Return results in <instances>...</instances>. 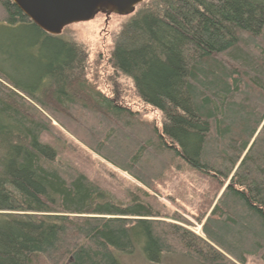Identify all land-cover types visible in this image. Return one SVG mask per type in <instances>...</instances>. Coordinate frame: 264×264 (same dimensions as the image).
<instances>
[{"label":"trees","instance_id":"1","mask_svg":"<svg viewBox=\"0 0 264 264\" xmlns=\"http://www.w3.org/2000/svg\"><path fill=\"white\" fill-rule=\"evenodd\" d=\"M130 17L90 71L0 0V30L39 48L27 83L0 67V264H264V0H146ZM61 131L138 184L127 201L78 170ZM174 161L215 195L188 214L200 235L150 195Z\"/></svg>","mask_w":264,"mask_h":264},{"label":"rangeland","instance_id":"2","mask_svg":"<svg viewBox=\"0 0 264 264\" xmlns=\"http://www.w3.org/2000/svg\"><path fill=\"white\" fill-rule=\"evenodd\" d=\"M131 17H120L111 15L106 18L99 14L87 23L76 24L66 27L60 36L56 37L66 42L74 43L80 46L86 57L87 66L90 71H94L96 60L103 61V67L106 68V60L112 50L114 38L120 32ZM36 35L32 30H0V49L5 48L7 57L0 60V67L5 69L11 76L16 77L21 82H29L27 77H32L34 69L28 64L31 63V57L39 50L32 44L35 43ZM32 45L33 47H30ZM29 46V49L27 47ZM26 64L23 66V64ZM102 67V68H103ZM32 80V79H31ZM128 85V84H127ZM130 86V85H129ZM132 88V86H131ZM124 96H130V90H126ZM148 118H153L148 114ZM70 144H64L59 138V143L70 146L72 154L79 157L78 170L86 173L91 180L97 182L100 186L109 189L114 196L127 201L132 192H135V186L138 185L131 177L114 168L109 163L101 160L83 147L72 135L64 133ZM87 156V157H86ZM85 159L89 162L86 163ZM209 182L205 178L195 174L180 161H174L170 167L163 173L161 178L155 183L156 195H150L157 198V201L171 211L177 212L195 226L188 227L189 230L200 235L199 226L196 227L193 219L188 215H198L202 210L206 211L209 203L213 202L212 194H207ZM206 195L207 197H204ZM206 199V200H205ZM183 209V210H182ZM204 212V211H203ZM122 264H152L145 262L143 255L135 252L132 255L122 256ZM153 264H194L182 256L173 254H164ZM247 264H262L259 260L248 258Z\"/></svg>","mask_w":264,"mask_h":264},{"label":"water","instance_id":"3","mask_svg":"<svg viewBox=\"0 0 264 264\" xmlns=\"http://www.w3.org/2000/svg\"><path fill=\"white\" fill-rule=\"evenodd\" d=\"M41 32L58 37L72 25L87 23L102 14L126 17L146 0H10Z\"/></svg>","mask_w":264,"mask_h":264}]
</instances>
